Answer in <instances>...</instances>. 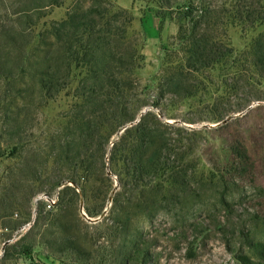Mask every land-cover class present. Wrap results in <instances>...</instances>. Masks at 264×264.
<instances>
[{"label": "trees", "instance_id": "obj_1", "mask_svg": "<svg viewBox=\"0 0 264 264\" xmlns=\"http://www.w3.org/2000/svg\"><path fill=\"white\" fill-rule=\"evenodd\" d=\"M156 1L169 19L180 24V31L150 91L136 76L142 56L137 39L129 37L134 18L127 10L109 0H0V105L13 108L6 123L12 146L8 155H20L22 142L14 136L22 130L24 116V107L15 103L21 97H13L11 88L18 86L23 92V86L34 87L43 101L40 107L64 92L73 100L62 128L55 132V185L60 188L72 182L76 188L66 185L59 191L53 209L55 232H44L39 242L72 264H100V260L76 236H60L58 228L65 226L58 219L66 218L68 209L79 202L81 212V195L87 217L102 215L113 188L109 167L119 186L141 197L147 189L184 183L187 168L195 163L196 146L185 131L165 123L154 110L160 111L164 100L174 106L197 95L199 79L233 53L226 41L231 22L264 21V0ZM68 2L66 17L36 34L47 11ZM253 66L259 74L264 72V53ZM10 100L15 104H9ZM233 152L237 159L248 158L241 147ZM25 177L24 169L11 171V184L0 195V219L13 222L21 211H15L22 207L19 201H30V192L23 189ZM22 212L27 216L14 231L30 220V212ZM133 247L138 253L127 252L126 264L150 263L140 244ZM31 255L30 245L14 244L0 264H16L22 256L31 260Z\"/></svg>", "mask_w": 264, "mask_h": 264}, {"label": "rangeland", "instance_id": "obj_2", "mask_svg": "<svg viewBox=\"0 0 264 264\" xmlns=\"http://www.w3.org/2000/svg\"><path fill=\"white\" fill-rule=\"evenodd\" d=\"M109 1L133 16L129 37L137 39L142 56L136 76L143 88L154 91L153 84L177 43L180 24L169 19L156 0ZM70 7L68 2L49 9L36 34L64 19ZM226 41L232 55L199 79L202 85L195 97L174 106L162 101L160 111L166 116L154 110L165 123L185 131L196 146L195 163L187 168L184 183L147 189L141 197L119 186L109 167L115 193L102 215H82L79 202L68 209L66 218L58 219L65 226L58 228L59 235L76 236L100 264H126L127 252L138 253L133 244H140L141 252L147 253L148 264H264V248L259 247L264 244V72L259 74L253 66L255 58L264 53V21L231 22ZM22 88L23 92L18 86L9 91L21 97L15 103L24 107L22 130L14 136L22 142L18 157L8 155L12 146L6 123L13 108L0 105V152L4 154L0 157V195L17 168L24 169L23 189L30 192V201H19L22 207L15 208L21 210L17 219H0V230H4L0 236L7 238L27 216L23 210L31 216L37 195L63 189L55 185V132L62 128L73 101L64 92L40 107L43 101L37 89ZM234 147L244 149L248 158L237 159ZM85 205L84 201V211ZM55 215V210L40 205L35 225L16 245H30L31 258L41 264H72L39 243L44 232H55ZM4 226L7 229H1ZM29 263L26 256L16 261Z\"/></svg>", "mask_w": 264, "mask_h": 264}, {"label": "built area", "instance_id": "obj_3", "mask_svg": "<svg viewBox=\"0 0 264 264\" xmlns=\"http://www.w3.org/2000/svg\"><path fill=\"white\" fill-rule=\"evenodd\" d=\"M59 191L53 194L41 193L37 195L32 202V214L30 216V220L20 226L16 231L12 232V235L9 238L0 236V261L5 258L9 246L19 242L25 235H27L31 231L37 220V214L40 205L44 206L47 211H51L55 208V206L59 202ZM18 217L19 215L15 214L14 219H17ZM3 231L4 230H0V232ZM5 231L7 232V230ZM29 264L41 263L32 258Z\"/></svg>", "mask_w": 264, "mask_h": 264}, {"label": "water", "instance_id": "obj_4", "mask_svg": "<svg viewBox=\"0 0 264 264\" xmlns=\"http://www.w3.org/2000/svg\"><path fill=\"white\" fill-rule=\"evenodd\" d=\"M160 117H162V116H160ZM229 120H230V119L224 121V123H227ZM131 126H132V125H131ZM128 127H129V126L123 128V129L119 132V136H121V135L125 132V130H126ZM110 174H111V173H109V175H110ZM70 183H71V182H69V183L63 185L62 188H64L66 185H68V184H70ZM70 185L76 188V185H75L74 183H71ZM59 190H61V188H60ZM114 193H115V192L113 191V192H112V195H113ZM112 199H113V198H112V196H111L110 199H109V202H111ZM81 212H82L83 215L86 216L85 211H84V200H83L82 195H81ZM104 215H105V214H103V216H104ZM90 221H91V220H90ZM93 222H94V221H93Z\"/></svg>", "mask_w": 264, "mask_h": 264}]
</instances>
